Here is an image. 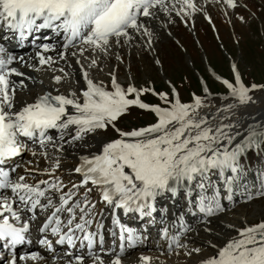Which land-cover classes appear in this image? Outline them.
Returning a JSON list of instances; mask_svg holds the SVG:
<instances>
[{
    "label": "snow or ice",
    "instance_id": "6c2138e0",
    "mask_svg": "<svg viewBox=\"0 0 264 264\" xmlns=\"http://www.w3.org/2000/svg\"><path fill=\"white\" fill-rule=\"evenodd\" d=\"M162 2L163 0H0V23L7 29L18 32L21 37L25 33L39 32L42 29L62 32L66 41L65 48L74 46V42L79 40L82 44L105 49L111 37L126 36L127 28L139 27L138 14L150 15L149 9ZM184 2L193 7L190 0ZM227 3L231 6L233 0H227ZM44 50L47 51L48 47L44 46ZM3 51L0 47V52ZM37 55L40 56V53ZM50 62V58L40 56V64ZM9 63L11 57L7 61L0 59V163L20 151L21 137L38 142L42 148L51 143L57 151H61L62 145L54 144L53 138L48 135L49 130L59 131V139L63 141V133L70 126H75V135L71 140L65 141L72 143L97 129H106L110 125L115 127L114 122L130 106L152 111L158 117L157 123L146 128L129 132L117 129L120 139L104 144L100 154L81 157L74 172L80 174L82 179L79 183H72L71 187L65 185L59 177L53 176L60 166L59 160L52 165L50 171L46 170L45 174L52 179L35 183L27 182L24 176L10 179L9 173L0 169V190H3L0 191V239L7 238L12 245L24 239L23 234L29 231L30 222L38 218L39 212L46 213L38 228L39 232L50 231L52 235L58 236L57 243H66L69 248L79 241L81 247L89 249L91 256L94 238L98 236L101 244L103 242L99 230L104 225L95 221L96 204L89 199V194L97 189L101 200L112 208L111 223L120 228L121 239L127 233L129 246H133L132 242L137 237L132 229L120 223L117 209H122L125 214L134 212L141 217L150 216L154 211L152 201L158 195L165 191L176 195L177 188L173 184H191L199 179L197 187L203 191L211 184L213 174H217L230 190V186L239 179L242 172L239 162L242 153L253 145H259L257 137L264 140V132L251 131L230 150L221 143L226 140L230 145L235 139L223 130L230 126L213 130L211 127H203L207 123L204 119H194L192 112L201 103L198 98L194 106L177 101L170 109L150 107L140 101V93L135 88L129 87L125 91L113 79L114 91H106L87 79L86 73L87 89L82 92V103L64 95L45 94L34 103L12 112V89L8 76L21 74L14 69H7ZM54 79L59 82L61 78L57 76ZM237 82L239 83L238 77ZM224 83L234 95L239 96L242 103L247 101L248 90L242 85L234 88L227 81ZM131 93H136V98L128 99L127 96ZM69 106L75 110L74 113L68 112ZM5 107L9 110L5 111ZM226 172L231 175H226ZM81 189L84 191L81 192ZM5 191L10 194L5 195ZM218 196L217 192L212 198L217 210L220 209ZM206 199L207 197H201L200 210L211 215L214 209L205 207ZM26 214L27 219L22 226L16 227L13 222H20ZM94 222L95 232L90 231ZM238 235L240 238L227 242L218 250L216 258L207 259L204 264H264V223L245 228ZM40 242L51 247L47 240ZM83 259L76 255L69 264H83ZM141 260L146 262L149 258L141 257ZM97 261L103 264L99 256H93V264ZM111 264H121L119 257L113 259Z\"/></svg>",
    "mask_w": 264,
    "mask_h": 264
},
{
    "label": "bare ground",
    "instance_id": "6f19581e",
    "mask_svg": "<svg viewBox=\"0 0 264 264\" xmlns=\"http://www.w3.org/2000/svg\"><path fill=\"white\" fill-rule=\"evenodd\" d=\"M177 1L186 6L188 13H195L193 11V8L189 7L188 4L184 2V0ZM203 1L205 2V0ZM217 1L222 2L224 0ZM192 2H194L193 4H196L198 7L202 3L201 0H192ZM174 4L176 5L173 0H163L162 3L156 4L155 6L151 7L149 9L150 15L141 18V20L143 19L141 25V20L138 19L142 16V14H138L137 24L139 25V27L127 28L126 36L122 35L120 37H113L112 39H110L109 44L105 49L82 44L79 40L74 42V46L63 49L66 41L61 37V34L52 33L47 30H42L38 33H30L21 41L13 40L11 39V37H8L7 31L0 32V47L4 49L3 52H0V59H4L7 61V59L11 57V63L7 64L6 68L14 69L16 73L21 74H11L8 76L9 86L10 89H12V91L10 92L13 104L11 111H19L27 104L34 103L36 99L40 96H43L45 92L52 96H55V94L64 95L66 97L77 99L78 102L82 103L83 100H81L80 96L76 98V96L73 94V91L74 89H80L81 87L82 91H85L87 89L85 73L87 74V79L91 80L94 84L99 86L98 82L104 81V76L108 72L107 68L103 69L105 68L103 64L105 65L111 63V59L107 60V62L109 63H104L108 57L114 58L117 56H121L123 52H126L128 56L131 57L133 56V54L138 53V47L143 44H146V46L148 44L155 47V43L158 41L159 37H162V33H159V36H154V34H158L159 30H157V23H162L165 27L168 28L176 21L177 16L182 13L181 11H176ZM166 18L167 20H163ZM132 32L133 35L129 37ZM140 37H142L144 41H140ZM117 41L118 44L120 42H123L125 44V47H120L122 51H119L117 45H114V43ZM44 46L48 47L47 51L44 50ZM37 53H40V56H43L46 59L50 58L51 62L45 63L43 65L40 64V56H38ZM61 54H63V58H61ZM93 61H95V63H93ZM57 76L61 78L59 82H56L54 79ZM83 79H85V82L83 81ZM68 81L74 82V87L69 85ZM78 86H80V88H77ZM233 96L235 97L236 95L233 94ZM250 98L247 99L246 103H225L221 104L217 108H211L207 112H193L192 115L196 120L204 119L207 123L203 125V127H211L213 130L226 125L230 126L224 127L223 130L228 133V135L234 136L235 139L237 137H240L239 140L234 139L230 145L227 144L226 140H222L221 143L231 150L235 147L236 144L241 143V140L247 137L251 131H255L257 133L264 132V122L256 120L255 117L257 115L255 116V109L252 110L253 106L255 105H258V107L262 106L264 108V99L262 100L261 98ZM4 110L8 111L9 109L5 107ZM74 111L75 110L70 106L68 107L69 113H74ZM235 117L238 121L233 124L232 120ZM248 126H250L249 128L252 129H250L241 137V130ZM75 131V126H70V128L63 133V135L66 138L67 136L68 138L70 137V139L68 140H71L72 136L75 135ZM239 131L240 133L236 137L235 135ZM89 134L90 133H87L84 136L86 137ZM48 135L53 138V142L56 146L61 145L62 141L59 139L61 133L59 131L55 129L49 130ZM81 143L83 142L80 140L74 141L72 143V146L69 145V152L64 153L65 157L72 158V160L69 162L66 161L68 164V176L66 175L65 177H63L61 176L62 174L58 172L59 176L62 177V180L67 181L72 178L76 179L77 177H74L75 175H73L71 171H73L80 164V156H90L89 153H92L90 151H87L85 153L80 152L79 149L81 147ZM21 145L24 146V143L21 142ZM29 146L30 152L35 155L34 157H36L34 158L30 156L28 153V155H26L24 158L27 161L30 160L28 162L29 164H31L32 162H36L37 159H40V161H42L41 157L44 155L49 156L48 162L51 164L56 162L57 160H59V162L62 161L61 159H58L59 154L53 151L55 147H53V144L51 143L42 148L38 142L34 141L31 142ZM71 149L77 152H74L75 154L72 155L70 152ZM39 163L41 164V162ZM262 163V166L258 167L260 171L258 175L253 174L251 178L243 177L242 180L237 179L231 185L230 188L232 190L229 194V199L227 202H225V199H223L224 197H222V200L218 199L220 205L219 210H228V213H226V215L224 216L216 219H211L205 216H203V218L202 216H197V212L202 213V211L200 210L201 198H199L198 201L195 199V194L198 197L200 196V193L197 194L196 191L202 192L199 187L195 186L197 180L199 183V179L193 181L190 185V188L188 190V194L190 197L188 205H185V202L181 204V202L177 201L175 205L170 207L166 206L162 208L161 211L155 212L156 221H158L157 224H159L160 221H163L164 218H166L167 220L165 221V225L168 228L170 227L171 230L173 229V226H176L179 222L185 221L186 223H190V229L193 230L192 232H188L187 234H185V236L183 237V241L190 244L188 248L182 246L179 248L180 250L177 251L174 249L172 254H168L170 253L169 249L165 242L160 239V234L158 232L154 243H150L148 240H144L141 245L135 246L130 251H125L123 253V258H120L121 264H204V261H206L207 259L216 258L218 256V250L221 247L225 246L226 243L231 240L240 238L235 231L237 228L239 229L240 224L246 223L247 220L246 218L236 219L233 215L235 213H239L243 209V206H246L245 208H247L249 204L239 206L238 202L241 199L239 198L237 191L240 190L241 193L243 191L247 192L246 185L254 186L255 183H260V174L261 172H264V160ZM13 164L14 162L11 161L10 166H13ZM42 165L45 166L43 162ZM62 166L63 165H61V167ZM28 168L30 169L29 174L35 175V173L32 172V168ZM51 168L52 167L49 166L45 169L47 171H50ZM46 170H44V172H46ZM61 170L63 172H67V169L62 168ZM125 170L130 171L128 169ZM35 171L38 172L37 169ZM57 171H59V169H56L53 175H55ZM29 174L28 177H31ZM34 177L35 179L27 178V182L33 183L38 180L52 179L49 178L50 176L47 174L41 177ZM218 186H222V184H218ZM212 190L215 189L212 188ZM5 192L6 195L10 194L7 191ZM261 195L264 194L261 193ZM208 201L209 198L207 197L204 202L205 207H207ZM230 202H232V205H236V207H229L228 204ZM172 204H174L173 201H171V205ZM208 207H212L214 211H217V209H215V203L211 204ZM188 211L192 212L191 217L188 218L189 221L184 220V214L185 212L188 213ZM25 219H27L26 215L22 218L21 221H24ZM201 219L204 220L202 224L199 223ZM219 219H221L222 222H220ZM177 232L178 230L174 229L173 234H176ZM197 232H200L201 234H197ZM202 234L213 238V240L215 241V244L205 242L211 246V249H209L210 247H207L205 250L203 249V247H205L206 245H204L202 241L204 242L207 237L202 236ZM183 241L180 243V245L183 244ZM195 249H199V251H195ZM32 252H35V250H25V257L23 256L22 260L21 258L19 259V257H16L15 264H33V262L36 261L38 264H44V261L39 258H30L29 255ZM141 257H148L149 260L146 262L142 261ZM17 260H19L20 262L18 261L17 263ZM60 263L64 264L63 261H60Z\"/></svg>",
    "mask_w": 264,
    "mask_h": 264
},
{
    "label": "rangeland",
    "instance_id": "374dc122",
    "mask_svg": "<svg viewBox=\"0 0 264 264\" xmlns=\"http://www.w3.org/2000/svg\"><path fill=\"white\" fill-rule=\"evenodd\" d=\"M173 1L176 3V5L174 4L176 11L182 13L177 14L176 21L168 28L162 23H157V30H159L158 34H154V36H159V33H162V37H159L155 47L143 44L138 47V53L133 54L131 57L126 52H123L121 56L116 55L117 57L114 58L108 57L104 63H109L107 62L108 59H111V63L103 64L105 67L103 69L107 68L108 72L104 76L105 80L98 82L99 86L106 87L108 91H114L113 79H111L114 75L115 83L123 90L127 91L129 87L135 88L140 93V99L147 104L169 109L177 101L185 105H191V97L195 96L201 103L197 109L195 108L196 110L194 109V112H207L211 108H217L225 103L242 104L238 98H234V101L232 98H225L232 91L224 83L225 81L232 84L234 88L241 85L249 89L251 87L253 90L247 94V97L263 100L264 0H233L231 6L227 3V0L222 1L223 3L216 0L210 1L211 3H207L205 6L202 2L199 5L201 8H198L196 4L193 5L194 2L190 0L195 12L192 16L187 12L185 5L177 0ZM206 14L207 18L205 19ZM143 17L144 15L138 20ZM163 20H167V18ZM142 21L143 19L140 21V25ZM132 35L133 32L129 37ZM140 41H144V39L140 37ZM114 45H117L119 51H122L121 46L125 47L123 42L118 44V41ZM68 84L74 87V82L68 81ZM77 88H80V86ZM80 89H74L73 91L76 98L78 97L77 91ZM205 89L209 92L208 94L204 93ZM45 94L47 93L45 92ZM128 98H136V93L129 94ZM132 108L135 107L132 106ZM253 109H255V116L257 115L255 119L264 122V108L255 105ZM237 121L235 117L232 123L234 124ZM115 122L116 129L129 132L142 126H151L158 122V118L152 111L145 114L140 110L132 109ZM249 127L241 130V137L252 129ZM237 133H240V131ZM237 133L235 136H238ZM116 134L117 132L111 125L106 129H97L80 140L83 143H81L79 150L83 153L87 151L96 153L104 142L120 139V136ZM68 139L70 137H64L61 142L62 150L55 152L59 154L58 159L62 156L60 157L62 161L59 163L63 165L62 168L67 170V162L71 161L72 158L65 157L64 153L69 152V147L73 143H66L65 141H69ZM70 152L73 155L77 151L71 149ZM48 158L49 156L46 159L42 158L40 162L52 167V164L48 162ZM263 159L264 150H258L252 169L260 166ZM33 165L41 168L39 165ZM250 170V168L247 169V173ZM58 172L53 176H57L61 180V176L69 175L67 174L68 171L65 173L62 171L61 176ZM62 181L65 184L69 180ZM248 202L247 208L243 206L239 213L233 215L236 219L246 218L247 220L246 223L241 222L239 229L264 223V195ZM219 220L222 222L221 219ZM197 234L201 233L197 232ZM202 236L206 235L202 234ZM206 237L207 239L204 242L202 241L206 245L203 247L204 250L207 247L211 249V246L205 242L215 244L213 238Z\"/></svg>",
    "mask_w": 264,
    "mask_h": 264
}]
</instances>
